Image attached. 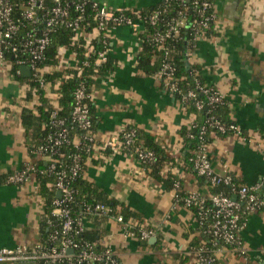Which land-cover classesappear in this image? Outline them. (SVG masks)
Segmentation results:
<instances>
[{
  "label": "crops",
  "instance_id": "obj_1",
  "mask_svg": "<svg viewBox=\"0 0 264 264\" xmlns=\"http://www.w3.org/2000/svg\"><path fill=\"white\" fill-rule=\"evenodd\" d=\"M102 2L112 10L153 11L163 0ZM213 2L218 22L199 41L190 64L207 85L221 91L242 135L213 134L208 154L215 174L230 175L238 185H259L264 177V0ZM140 32L118 27L107 33L115 70L96 79L92 88L93 133L103 144L136 129L153 137L167 159L155 175L134 152L100 151L86 160L83 179L116 206V215L128 211L129 223L156 229L157 241L126 237L109 217L87 218L86 231H99L100 246L111 248L120 264H197L203 230L194 211L177 200V193L204 198L214 194L187 162L182 130L197 117L161 88L156 75L140 70ZM56 89L47 92L48 106L59 105ZM29 92L27 83L13 78L12 64L0 61V250L34 249L42 241L45 198L37 175L32 172L19 186L8 182L9 175L42 162L32 153L36 141L23 123L25 112L36 115L41 104L39 97L29 98ZM174 183L180 184L179 190ZM261 197L264 200V184ZM240 238L241 252L218 242L212 251L215 264H264V209L248 217Z\"/></svg>",
  "mask_w": 264,
  "mask_h": 264
},
{
  "label": "built area",
  "instance_id": "obj_2",
  "mask_svg": "<svg viewBox=\"0 0 264 264\" xmlns=\"http://www.w3.org/2000/svg\"><path fill=\"white\" fill-rule=\"evenodd\" d=\"M169 2L170 0H163ZM232 1V0H226ZM182 10L176 17L166 20V10L157 9L152 14L142 15L141 11L125 9H109L102 0H0V61L6 62L9 56L16 60L21 68H31V78L36 80L42 89L46 88L44 70L39 66L47 61L54 36L60 30L69 31L72 37V46L58 48L59 69L63 71L76 70L81 77L89 61L80 62L78 54L73 48L81 44L83 54L87 59L94 57L95 79L100 78L98 67L109 60L108 49L99 50L93 46L94 40L108 39L107 33L114 28L129 27L142 33L146 41L162 49L163 58L156 76L161 88L178 99L185 110L188 101H195L197 111L206 110L205 106H221L225 98L221 91L214 86L202 84L199 78H195L194 87L184 90L180 83L184 78L177 77L176 64L173 59L174 50L166 46L167 42L180 39L184 29L192 30L193 40L191 49L186 53L187 61H191L194 50L199 41L218 22L213 0H180ZM189 13L194 15L189 22ZM97 25L92 28V24ZM160 26L164 31L148 32V27L157 30ZM143 43V39L141 40ZM103 43L106 41L102 40ZM66 55H69V59ZM49 72V68L45 69ZM21 74V69L18 71ZM201 95L202 99L198 98ZM59 100L60 96L57 94ZM91 96L84 82H80L73 92V106L69 118L59 115L58 106H53V111L48 121V133L44 141L36 146L32 153L47 161L48 173L54 175V187L61 198L53 201V215L62 223L60 229L52 222L53 228L49 242L50 249L38 245L34 249L17 248L1 249L0 264L30 262L36 264H120L118 256L111 248H103L98 251L97 243L79 241L78 238L85 233V221L89 217H109L121 226V231L126 237L139 241H148L157 236V230L125 222L123 216L112 213V210L104 204L87 206L86 213L82 217H74L71 205L75 203L76 190L74 181L82 174V152L93 157L100 151L113 153L129 152L135 145L137 131L127 129L118 138L99 144L93 133V119L90 108ZM197 129L195 123L188 128V138L191 141L200 142L199 148L194 152L191 164L197 175L212 188L228 186L232 189L237 201H234L223 192L212 194L207 198L199 194H190L181 200L183 206L195 209L198 214L199 225L202 230L214 241L231 247L237 252L242 251L240 232L246 226L247 217L264 209V200L261 197V187L264 184L247 186L238 185L232 176H220L214 173L212 162L208 154V145L205 138L209 130H217L222 134L228 132L232 135H242L236 125H227L212 117L207 120L205 126L200 128L198 135L192 133ZM75 133V135L73 134ZM73 148L67 156L63 148ZM140 163L152 164L156 159L152 152L136 150ZM69 157L71 165H58L60 159ZM37 166H28L23 171L12 174L8 182L13 185H23L29 180L30 174L35 172ZM179 190L180 186L177 185ZM70 251H73L71 254ZM212 253V252H211ZM216 257L208 254L206 248L198 252L197 264H215Z\"/></svg>",
  "mask_w": 264,
  "mask_h": 264
},
{
  "label": "trees",
  "instance_id": "obj_3",
  "mask_svg": "<svg viewBox=\"0 0 264 264\" xmlns=\"http://www.w3.org/2000/svg\"><path fill=\"white\" fill-rule=\"evenodd\" d=\"M23 0H17V2H20ZM180 0H170L169 2L161 3L155 10L153 11H141L142 15L152 14L157 9L166 10V20L173 19L176 17L177 12L179 10H182V6L179 4ZM189 22H192L194 19V15L189 13ZM97 25L95 23L92 24V28H96ZM148 32L151 33L153 31H164V27L160 26L157 30L152 29L151 27H148ZM211 33V32H210ZM72 37L73 35L69 31L60 30L57 34L54 36V42L53 46L48 53L47 61L41 64L39 67L44 70V81L47 85L46 88L42 89L39 83L34 79H24L21 74L18 73L20 71L21 67L17 65V61L12 59L11 56L7 58V61H9L12 64V76L13 78L18 82L27 83L29 87L31 88V92H29L28 97L31 98L33 96L39 97L40 100V106L38 107V113L35 115L32 112L27 115V112L23 115V123L26 127V130L28 133H31L33 138L36 141V146L40 145L44 139L46 138V135L48 133V121L50 118V115L53 111V107L48 106V99H47V92L51 89H56L59 93V100H58V107L60 109L59 115L64 118H69L72 112V106H73V92L76 88V86L80 82H84L86 85V88L88 90V94L91 96L92 94V88L95 85L96 79H95V58L92 57L90 59H87L85 55L83 54V49L81 47V44L75 46L73 48L75 52L78 54V60H79V67L81 66L80 62L83 61H89L90 65L88 67H85L83 74L81 77L77 75L76 70L71 71H49L48 73L45 72L46 68L56 67L58 65V48L61 46H72ZM143 43H142V52L139 55V68L143 72L149 75H156L160 68V62L163 58L162 49L158 46H154L149 44L146 39L142 36ZM102 40L106 41V43H103ZM102 40H94L93 46L98 48L99 50H105L109 48V40L106 38H102ZM192 40H193V34L192 30L184 29L181 33L180 39L178 41L174 42H167L166 46H169L171 49L174 50V61L176 64L177 69V77L178 78H184L185 80L180 83L181 88L184 90L190 89L194 87V81L195 78H199L202 84H206L199 73L198 68L193 67L189 61H187L185 55L186 53L191 49L192 46ZM98 75L105 76L108 74H111L115 70V66L112 63L111 60H108L106 64L102 65L101 67L97 68ZM199 99H202L201 95H198ZM187 110L191 113H194L197 117L195 121V126H197V129L195 128L192 133L195 135H198L200 128L205 126L208 119L215 117L217 120L221 121L222 123H225L227 125H235L230 116H229V109L227 107V103L225 102L221 106L217 107H210L208 105L205 106L206 110L203 111H197L195 108V101H188L186 103ZM90 108L92 113V119H93V131L95 129V119L93 116V106L92 102L90 100ZM133 129V128H129ZM136 130V129H135ZM137 131V130H136ZM188 129L184 128L182 130V134L185 137L186 140V149L188 152L187 162L188 165L193 168V165L191 164V159L195 156L194 152L199 148L200 142L197 141H191L188 138ZM75 135V133H73ZM216 135L218 137H226L232 135V133L228 132L226 134H222L218 132L217 130H209L208 135L205 138V143L207 145L211 142V136ZM136 150L140 151H146V152H152L155 156V161L150 165H145L146 167L153 168V173L156 175L160 169L159 165L167 159L165 157L164 151L157 145L155 142V139L150 136H144L139 131H137V136L135 140V145L129 152H135ZM33 151V150H32ZM73 148L66 146L63 148V152L69 156L70 153H72ZM91 155L87 154L85 151L82 152V174L79 178H77L73 183V188L76 190V199L75 203L71 205L72 212L74 217H82L86 213L87 206H95L96 204H104L105 206L109 207L112 210V213L115 214L116 206L111 207V201L104 199L103 195L98 192L97 188H95L93 185L89 184L87 181L83 179V172L86 164V160L90 158ZM58 165L63 166H69L71 165V159L69 157H65L64 159H60ZM49 165H47L45 162H40L37 165V169L35 172L37 175L38 182L41 187V192L45 198V204H44V221L42 223V241L40 245L46 247L47 249H50L51 243L49 242L50 236L52 235L53 228L49 227V222H52L56 228L60 229V225L62 221L53 215L54 207H53V201L57 197V191L54 187L55 178L54 175H51L48 173ZM195 171V170H194ZM12 176L9 175V177ZM8 177V179H9ZM180 184L174 183L173 187L175 190L176 186ZM181 187V186H180ZM223 192L226 195L230 197H234V193L232 192V189L228 186H221L214 188V194ZM189 195L184 193H177V200L178 202L183 206V203L181 200L187 198ZM194 211L196 216L198 217L197 211L195 209H191ZM122 216L125 220V222H128L132 216L131 213L128 211H123ZM248 219V217L246 218ZM204 235V242L200 247L197 248H206L208 251V254H212L211 252L214 250L215 247L220 246L221 244L217 241H214L211 236L207 235L203 231ZM79 241H84L88 243H97L98 251H102L103 247L100 246L99 240H100V233L99 231H85L79 238ZM196 248V249H197Z\"/></svg>",
  "mask_w": 264,
  "mask_h": 264
},
{
  "label": "water",
  "instance_id": "obj_4",
  "mask_svg": "<svg viewBox=\"0 0 264 264\" xmlns=\"http://www.w3.org/2000/svg\"><path fill=\"white\" fill-rule=\"evenodd\" d=\"M21 75L25 79H30L31 78V68L29 66L22 67L21 68ZM57 197L58 198H61V194L58 193L57 194ZM232 199L234 201H237V197L236 196H234ZM155 241H157V239L156 238H153V239H151L150 243L155 242ZM70 253L72 254L73 251H70Z\"/></svg>",
  "mask_w": 264,
  "mask_h": 264
}]
</instances>
